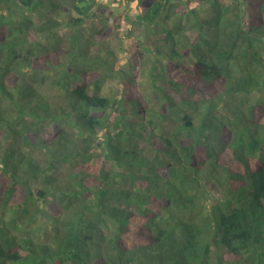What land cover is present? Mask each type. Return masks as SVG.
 <instances>
[{
  "label": "trees",
  "instance_id": "trees-1",
  "mask_svg": "<svg viewBox=\"0 0 264 264\" xmlns=\"http://www.w3.org/2000/svg\"><path fill=\"white\" fill-rule=\"evenodd\" d=\"M128 1L146 97L102 0H0V264H263L264 0Z\"/></svg>",
  "mask_w": 264,
  "mask_h": 264
},
{
  "label": "rangeland",
  "instance_id": "rangeland-1",
  "mask_svg": "<svg viewBox=\"0 0 264 264\" xmlns=\"http://www.w3.org/2000/svg\"><path fill=\"white\" fill-rule=\"evenodd\" d=\"M127 1L128 0H123L121 2V7H118L111 0H102L104 5L111 8L115 12V14H111L109 17H102V15H97L93 19V21H97L101 24L107 23V25L109 26V29L107 31L108 33L106 34L105 38L102 39L103 45L98 44L97 46H93V50L101 51L102 49H114L120 56L119 69H121L122 76H124L125 80L128 77L134 79V82L138 84L140 91L146 97L149 96V93H151L150 86L147 85V75L145 76V70L147 65L146 59H150L151 54H148L146 50H144V47L141 42V30L133 29V31L130 32L129 29L132 28V26L125 18L122 19L120 27L117 28L115 25L116 14L127 10L128 7L132 4H134L135 6V3H130V1ZM50 15L61 18V15L56 12H52ZM89 31L90 29L86 30L87 35H89ZM98 41H100L99 38ZM123 87V83H118L116 79H110L104 84V87L101 92L104 95H111L114 94L117 89H123ZM171 123L174 122L171 120ZM262 256L264 264V254ZM222 257L225 259L224 264H238L234 261V258L231 262H228L229 257H227L224 253Z\"/></svg>",
  "mask_w": 264,
  "mask_h": 264
}]
</instances>
